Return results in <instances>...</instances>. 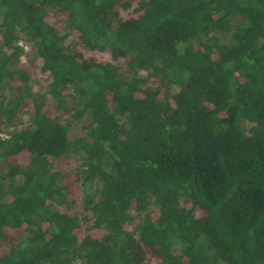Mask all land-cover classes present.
I'll use <instances>...</instances> for the list:
<instances>
[{
  "label": "trees",
  "instance_id": "16d2710c",
  "mask_svg": "<svg viewBox=\"0 0 264 264\" xmlns=\"http://www.w3.org/2000/svg\"><path fill=\"white\" fill-rule=\"evenodd\" d=\"M0 242L264 264V0H0Z\"/></svg>",
  "mask_w": 264,
  "mask_h": 264
},
{
  "label": "rangeland",
  "instance_id": "374dc122",
  "mask_svg": "<svg viewBox=\"0 0 264 264\" xmlns=\"http://www.w3.org/2000/svg\"><path fill=\"white\" fill-rule=\"evenodd\" d=\"M130 11H131V8L126 9V10H123V9H122V14L125 15L127 12H130ZM51 18H52V16L49 17V20H51ZM94 55H95L94 57H95L96 59H98V60H102V59H110V58H111L110 54H109L108 52H104V51L95 52ZM21 58H22V60L24 61V57H23V55L21 56ZM22 116L25 117L26 115L23 114ZM73 159H74V158H73ZM73 159H66V160H64V161L62 162L63 164H61V166H62V167H64V166L67 167V165H68L69 163H71V166H74V165L77 163V161H76V160H73ZM72 188H74V189H73V194H72V195H73V196H76L77 201H78V200L80 199V196H81V195H80V194H81L80 189H78L79 187H78L77 184H75V183L72 185ZM133 224H134V220H132L131 224H128L127 226H128V227H132ZM10 231L13 232V233H16V230H15V229H11ZM77 232H78L79 235H82V234L85 232V228H84V226L78 228V229H77ZM3 251H4V247H3V245H2V242H0V253H2ZM147 263H148V264H154L153 258L149 256V259L147 260Z\"/></svg>",
  "mask_w": 264,
  "mask_h": 264
}]
</instances>
